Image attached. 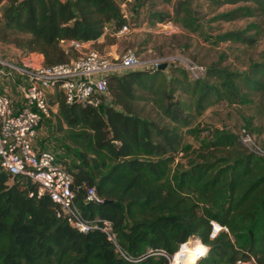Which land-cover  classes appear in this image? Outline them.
I'll list each match as a JSON object with an SVG mask.
<instances>
[{"label": "trees", "instance_id": "1", "mask_svg": "<svg viewBox=\"0 0 264 264\" xmlns=\"http://www.w3.org/2000/svg\"><path fill=\"white\" fill-rule=\"evenodd\" d=\"M164 1L173 2L175 21L197 30L193 0ZM202 1L213 22L249 20L207 41L252 48L264 40V0ZM122 3L133 14L148 0H0V42L42 54L44 65L68 62L79 55L71 41L105 37L114 43L115 33L131 25ZM148 18L172 19L157 11ZM226 57L203 64L206 71L196 79L177 60L165 69L110 74L98 107L66 103L57 91L50 98L56 111L38 127L36 145L46 149L38 145L39 130L53 118L58 140L75 155L62 159L49 149L73 176L75 204L88 220H110L118 247L100 229L71 226L47 193L38 196L36 184L8 174L0 162V264H167L155 252L174 253L190 237L208 246L194 264H264V148L247 147L241 132L226 127H211L196 135L197 146H186L194 121L208 108L264 98V51L244 69L224 64ZM9 80L19 108L22 97ZM89 186L103 201H86ZM212 220L228 231L211 238Z\"/></svg>", "mask_w": 264, "mask_h": 264}, {"label": "built area", "instance_id": "2", "mask_svg": "<svg viewBox=\"0 0 264 264\" xmlns=\"http://www.w3.org/2000/svg\"><path fill=\"white\" fill-rule=\"evenodd\" d=\"M123 5V15L129 19L130 15ZM159 26L166 35L180 30V26L172 19L160 22ZM129 28L130 23H126L115 34L123 35ZM71 45L79 51L77 58L53 65L34 61L19 64L12 59L0 57V78L13 80L22 96L21 106L15 108L12 98L6 92L0 91V162L8 174L27 176L36 184L38 196L47 193L59 205L58 216H63L71 226L82 232L100 229L118 247L117 235L111 221L84 218L75 204L72 174L53 151L36 145L38 127L44 118L50 117L55 111L50 98L59 91L66 103L80 102L98 107L107 94L110 74H121L135 68H158L163 62L177 60L184 65L189 77L196 79L205 73L206 66L179 56L142 60L134 50L129 49L120 57H111L83 42L71 41ZM17 77L22 80L18 82ZM240 139L247 147L261 152L244 129ZM85 199L95 203L103 201L95 186L86 188ZM210 223L211 238L216 237L222 230L228 231L226 226L215 220ZM207 251L208 246L199 238L190 237L174 253L159 250L155 254L162 255L167 264H185L189 253L194 255L196 263ZM234 264L254 262L240 259Z\"/></svg>", "mask_w": 264, "mask_h": 264}, {"label": "rangeland", "instance_id": "3", "mask_svg": "<svg viewBox=\"0 0 264 264\" xmlns=\"http://www.w3.org/2000/svg\"><path fill=\"white\" fill-rule=\"evenodd\" d=\"M175 1V0H173ZM123 8L131 17L129 30L123 35H116L114 43L111 39L102 37L101 42L91 44L102 54L107 56L123 55L127 50H134L142 60H151L159 57L179 56L193 59L198 63L208 65L209 62L218 60L222 53H226L224 64L231 65L233 68L244 69L252 60H258L264 51V40L252 48H246L239 43L221 42L213 44L206 40V37H213L220 30L232 28H242L249 20H237L233 22L218 21L213 22L211 9L202 0H193L191 9L194 13V29L188 30L183 23L174 20L173 2L164 0H148V4L139 12L131 13L130 5L122 3ZM3 5H0V16ZM226 6L222 9H226ZM157 11L170 15L173 21L179 26L180 30L172 35H166L163 28L159 26L160 21L149 20V12ZM198 18V19H197ZM211 35V36H210ZM111 38H113L111 36ZM64 46L67 47L65 44ZM0 55L9 57L16 63L28 62L26 58L29 54L21 51L12 44L0 42ZM196 57V58H195ZM43 61V60H42ZM34 58V62L43 63ZM173 65V62H170ZM251 103L246 105H230L219 103L208 108L204 114L198 117L192 128L195 132L186 136V146L191 148L198 145L196 135H205L211 127H226L240 133L246 129V123L250 122L247 128L253 143L264 148V98L251 96ZM56 108L55 106L53 107ZM53 118L46 121L39 130L38 145L42 148L51 149L57 152L62 159H75L72 149L63 147L58 140L51 122Z\"/></svg>", "mask_w": 264, "mask_h": 264}, {"label": "crops", "instance_id": "4", "mask_svg": "<svg viewBox=\"0 0 264 264\" xmlns=\"http://www.w3.org/2000/svg\"><path fill=\"white\" fill-rule=\"evenodd\" d=\"M102 40H103V38L101 37V38H99L96 41H88V42H85V45L90 46L91 44H95L96 42H101ZM0 57H3V56L0 55ZM5 58H9V57H5ZM34 58H38V61H42L43 60V56L40 53H30L29 56L26 59L27 60H30V61H34ZM9 59H11V58H9ZM12 84L13 83L9 79H2V78H0V90L2 92H6L12 99H16L15 94L13 93V90L11 89L12 88ZM19 92H20V95H21V91L20 90H19ZM14 102H17V101H14ZM17 105L18 104H16V106ZM55 111H56V108H55Z\"/></svg>", "mask_w": 264, "mask_h": 264}, {"label": "bare ground", "instance_id": "5", "mask_svg": "<svg viewBox=\"0 0 264 264\" xmlns=\"http://www.w3.org/2000/svg\"><path fill=\"white\" fill-rule=\"evenodd\" d=\"M195 263V257L194 255L191 253H189L187 255V258L185 259V264H194Z\"/></svg>", "mask_w": 264, "mask_h": 264}, {"label": "water", "instance_id": "6", "mask_svg": "<svg viewBox=\"0 0 264 264\" xmlns=\"http://www.w3.org/2000/svg\"><path fill=\"white\" fill-rule=\"evenodd\" d=\"M168 63L167 62H163L161 63V65L158 67L159 69H165L167 67Z\"/></svg>", "mask_w": 264, "mask_h": 264}]
</instances>
